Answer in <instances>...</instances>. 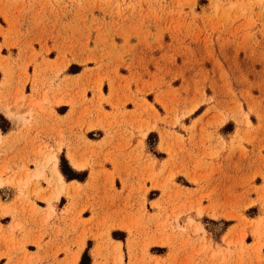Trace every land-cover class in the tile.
<instances>
[{"label":"rangeland","instance_id":"rangeland-1","mask_svg":"<svg viewBox=\"0 0 264 264\" xmlns=\"http://www.w3.org/2000/svg\"><path fill=\"white\" fill-rule=\"evenodd\" d=\"M2 77L0 105L22 118L28 134L41 114L61 103L72 117L79 113L70 118V134L80 147L85 127L105 129L99 147L84 150L86 163L98 164L118 127L129 140L139 139L136 155L147 172H137L136 186L97 176L76 185L64 176L60 188L55 176L44 177V190H51L41 198L51 213L55 200L68 197V212L91 215L82 221L81 235L98 241L94 255L104 260L96 264H207L212 239L234 222L220 263L238 257L239 264H261L264 0H0ZM0 131V157L19 153L23 130L9 136ZM58 135L60 148L65 136ZM160 137L166 153L157 148ZM151 154L169 158L156 170ZM82 172L85 181L88 171ZM5 178L1 174L0 186H15ZM146 181L160 193L148 194ZM28 186L18 187L25 194ZM0 207L10 211L1 201ZM72 227L68 234L77 231V224ZM117 227L130 233L128 262L121 242L110 236ZM250 229L257 241L246 245ZM111 235L126 239L119 229ZM72 256L68 264H77L78 251Z\"/></svg>","mask_w":264,"mask_h":264},{"label":"crops","instance_id":"crops-1","mask_svg":"<svg viewBox=\"0 0 264 264\" xmlns=\"http://www.w3.org/2000/svg\"><path fill=\"white\" fill-rule=\"evenodd\" d=\"M2 81L3 77L0 83ZM66 105L65 103L57 104L54 106V112L41 114L40 119L30 127L29 134L27 133V129L23 128L24 121L22 118L11 117L4 107L0 105V110L12 122L11 129L5 135H13L11 133H16L18 130L22 129L23 131L19 135L25 136L24 140H20L15 148V150L19 148V153L0 157V169L6 167L4 172L0 171V176L2 174L3 177H7L5 179H13V182H15V186L10 184L0 186V201L10 210L8 213H5L4 209L0 207V264H68V261L73 257L72 255L77 251L79 253L77 264H79L82 254L88 246L89 239L92 240V246L89 251L92 258L91 264H96L104 260V258L94 255V250L97 248L98 241L92 235H88L84 238L85 243L79 249L82 240H84L81 235V231L84 227L82 221L91 217V215H85L86 210H84L81 215H79L78 209L68 212L70 199L66 197V194H63L67 201L61 203L62 198L55 200L54 213H51L47 201L41 198L42 195L49 194L51 190H49V193L44 190L48 188V183L44 177L54 178L55 170L61 172V153L65 154L68 163L73 169L79 172L84 170L88 171L85 181H80L78 179L68 181L66 179L68 183H76V185H87L94 176H97V178H101L103 181L107 180L110 184L114 183L115 185L117 180L121 183L125 180L126 185L131 188L133 185L136 186L139 176H141L138 175L137 172H147L145 163H142L141 160L138 159V155H136L137 151H141V146L138 145L139 139L129 140V134L125 133L124 126L117 128L112 143L106 145L103 149V153L96 159L98 164L91 165L86 163V154L84 150L92 146L98 148L99 143L107 137V133L105 129L100 126L90 129L85 127L83 134L87 140L85 143L82 141L83 146L80 147L79 145L81 144L76 139V136L70 134V118L72 117V113L70 106L65 107ZM107 110L111 111V109ZM78 116L79 113H75L72 118L76 120ZM53 127H55V129H53ZM99 130L103 132L100 138L92 139L87 136V133H95ZM59 131H62L65 136L64 142L61 144L60 148L59 142L61 139L58 135ZM0 134L3 139L4 135L2 132ZM45 144L47 148H44ZM160 145L161 137L158 141L157 148L165 152L160 148ZM40 149L43 153H38ZM108 151L109 155L106 156ZM53 155H55V159H49ZM151 156L156 160V170L160 168L164 160L169 158L168 155L164 158H159L152 154ZM144 158L145 157H143V159ZM81 161L86 163L84 168L81 166ZM67 182L65 181V183ZM16 183L18 186L29 185L28 188L25 189V194L21 193ZM146 186L150 188L148 194L154 191V189H158L152 188L150 181H146ZM34 190L39 191V194H36ZM158 190L160 193V189ZM88 211L91 212L90 209ZM2 219L6 221L3 222ZM251 219L255 221L258 220L257 217H251ZM15 223H19L20 226L13 227ZM75 224H77V231L68 234L69 231L73 230L72 226ZM235 224V222L232 223L226 231L224 230L218 240L211 238L213 246L208 252V258L206 259L207 264H221L220 260L223 259L225 254L224 251L228 248L225 236ZM254 227V230L256 227H258V231L261 229L259 224H255ZM113 229L125 231V241L113 238L111 235ZM110 236L114 243L117 241L121 242V249L124 256L123 260L127 259L124 248H127L130 238L129 230L120 227L112 228L110 230ZM250 236L252 237L251 240L249 239ZM209 240L210 235L208 234L207 241ZM256 241V237L253 235L252 230L250 229L247 231L245 244L252 245L256 243ZM217 245L220 246L222 250L217 249ZM66 246H68L71 251H66ZM229 249L234 250L235 248L232 245ZM254 252H251V255L255 258ZM262 255L263 261L261 264H264V245L262 247ZM161 256L165 257V255ZM233 258L231 264H239L238 257ZM248 260L249 259H247L246 264L249 263ZM243 264H245V262ZM254 264H258V262L254 261Z\"/></svg>","mask_w":264,"mask_h":264},{"label":"trees","instance_id":"trees-1","mask_svg":"<svg viewBox=\"0 0 264 264\" xmlns=\"http://www.w3.org/2000/svg\"><path fill=\"white\" fill-rule=\"evenodd\" d=\"M0 128L2 129L3 132H8V130L11 128L10 121L3 114H0ZM60 168L68 181L72 179H78V180L84 179L83 177L84 175H82L83 172H79L73 169L69 165L68 160L65 157L64 153L61 156ZM83 174H86V173L84 172ZM91 244L92 242L89 241L88 247L83 252L82 258L79 264H90L91 263V257L89 254V249L91 247Z\"/></svg>","mask_w":264,"mask_h":264},{"label":"bare ground","instance_id":"bare-ground-1","mask_svg":"<svg viewBox=\"0 0 264 264\" xmlns=\"http://www.w3.org/2000/svg\"><path fill=\"white\" fill-rule=\"evenodd\" d=\"M54 176L56 177L60 188H62L64 186V183L65 182L63 181L62 176L60 175V172H58V171L55 170ZM0 182H1V179H0Z\"/></svg>","mask_w":264,"mask_h":264}]
</instances>
